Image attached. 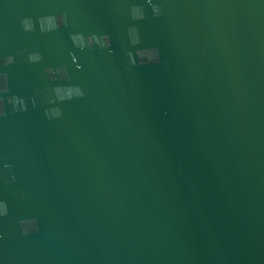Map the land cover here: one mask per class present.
Returning a JSON list of instances; mask_svg holds the SVG:
<instances>
[{"label":"water","instance_id":"obj_1","mask_svg":"<svg viewBox=\"0 0 264 264\" xmlns=\"http://www.w3.org/2000/svg\"><path fill=\"white\" fill-rule=\"evenodd\" d=\"M0 264H264V0H0Z\"/></svg>","mask_w":264,"mask_h":264},{"label":"clouds","instance_id":"obj_2","mask_svg":"<svg viewBox=\"0 0 264 264\" xmlns=\"http://www.w3.org/2000/svg\"><path fill=\"white\" fill-rule=\"evenodd\" d=\"M153 12H154V14H159V8L157 6H153ZM133 14H134V17H136V18H139L141 16L139 9H133ZM105 44H107V43L105 42ZM76 94L77 95L79 94L78 90H76Z\"/></svg>","mask_w":264,"mask_h":264}]
</instances>
